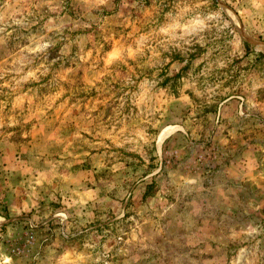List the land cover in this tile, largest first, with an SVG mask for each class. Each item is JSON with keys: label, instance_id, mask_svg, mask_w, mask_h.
Returning <instances> with one entry per match:
<instances>
[{"label": "rangeland", "instance_id": "1", "mask_svg": "<svg viewBox=\"0 0 264 264\" xmlns=\"http://www.w3.org/2000/svg\"><path fill=\"white\" fill-rule=\"evenodd\" d=\"M0 264H264V0H0Z\"/></svg>", "mask_w": 264, "mask_h": 264}, {"label": "bare ground", "instance_id": "2", "mask_svg": "<svg viewBox=\"0 0 264 264\" xmlns=\"http://www.w3.org/2000/svg\"><path fill=\"white\" fill-rule=\"evenodd\" d=\"M164 137V132L160 135V139L162 140Z\"/></svg>", "mask_w": 264, "mask_h": 264}]
</instances>
